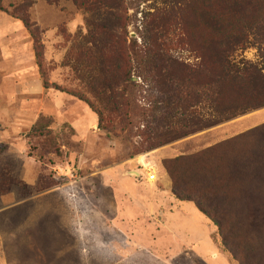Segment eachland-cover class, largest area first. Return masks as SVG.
<instances>
[{"label":"rangeland","instance_id":"1","mask_svg":"<svg viewBox=\"0 0 264 264\" xmlns=\"http://www.w3.org/2000/svg\"><path fill=\"white\" fill-rule=\"evenodd\" d=\"M233 1L182 0L179 11L171 0H0V45L11 47L8 58L0 49V85L7 79L11 87L0 100L11 110V145H0V165L17 172L6 173L4 187L30 171L36 185L29 186V196L59 189L58 195L88 211L94 207L85 195L92 194L95 179L127 178L148 154L158 175L141 185L144 203L167 179L174 194L165 167L171 161L182 194L194 196L208 180L228 181V193L218 191L209 205L230 200V216L240 220L238 240L225 247L218 227L205 218V237L216 255L210 260L192 251L175 264H243V236L249 235L262 243L248 261L264 263V49L255 45L264 24L250 28L264 19V0H249L253 6L239 0V8ZM222 36L245 43L230 51L233 67L207 70L205 58L215 54L209 43ZM161 59L176 63L175 78L163 80L149 68ZM212 108L235 118L220 121ZM8 127L2 119L0 133ZM243 133L248 135L225 144ZM215 144V157L195 161ZM92 195L101 211L113 208L107 194ZM50 204L54 208L55 200ZM63 204L70 205L65 198ZM158 227L160 241H173Z\"/></svg>","mask_w":264,"mask_h":264},{"label":"crops","instance_id":"2","mask_svg":"<svg viewBox=\"0 0 264 264\" xmlns=\"http://www.w3.org/2000/svg\"><path fill=\"white\" fill-rule=\"evenodd\" d=\"M0 49L3 57H11L10 46L3 44ZM7 82L6 79L0 85V100L11 95ZM1 103L0 121L5 120L9 127L0 133V145H11L8 142L11 110L4 109ZM127 174L130 176L118 180H94L96 185L90 192L99 198L106 194L111 197L109 202L113 208L109 212L91 204L89 197L93 198V195L90 193V196L85 195L90 203L87 206L94 207L88 210L90 213L76 200L58 195L59 189L20 200L14 199L15 192L0 195V264H175L176 257L192 251L205 259L210 257V260L216 255V250L211 247V237H205L207 217L193 202L181 201L172 194L170 179L153 192L152 202L146 204L141 191L147 190L141 185L149 181L140 177V171L136 169ZM30 176L27 171L23 181L35 186L36 180ZM155 196L161 200H156ZM63 198L70 205L65 207ZM38 199L45 204L37 206ZM53 199L54 208L50 204ZM165 200L172 203L167 205ZM49 217L53 218L52 223H49ZM159 224L162 232H167L173 241H160ZM114 235L116 237L112 238ZM201 238L205 239L199 241ZM193 241L195 246L190 244Z\"/></svg>","mask_w":264,"mask_h":264},{"label":"trees","instance_id":"3","mask_svg":"<svg viewBox=\"0 0 264 264\" xmlns=\"http://www.w3.org/2000/svg\"><path fill=\"white\" fill-rule=\"evenodd\" d=\"M172 5L170 6L173 10H179L180 11V5L182 3V0H171ZM242 1L235 0L233 1V5L237 8L241 7L243 4ZM248 6H253L252 1H247ZM257 6V4H254V7ZM253 7V8H254ZM216 20V19H214ZM217 30L219 29L221 23L219 21H216L215 23H212ZM264 24V19L252 25L251 30H258L261 28V25ZM249 28V29H250ZM222 29V27H221ZM262 33H259V35L256 36L255 38V45L258 47L259 50L262 51V48L264 49V26L261 28ZM245 43V39L241 37H226L222 36L218 39H215L209 43V47L213 49V54L212 58H205L207 61H205L204 65L207 70L216 68L219 69L221 67H225L226 69L229 67H233L232 63L230 62V51L233 50L235 46H238L240 44ZM263 55V60H262V65L260 67V71L263 72L264 74V52L262 53ZM179 66V65H178ZM176 63L173 61L167 62L165 64L164 60H160L159 63L156 61L155 63L152 62L150 65V69H155L159 78L165 80L169 79L168 77H173L175 78V74L173 72V69L176 68ZM168 68V69H166ZM170 80V79H169ZM184 79L182 78L181 81ZM185 80L188 81L187 77ZM132 81V79L130 80ZM132 84H134L132 82ZM215 85L214 81H210V84H207V87L211 88ZM219 93V92H218ZM214 103L218 106L217 102L214 101ZM215 108H212V111H214ZM227 112L226 111H218L216 110V114L221 117L220 121H226V120H232L235 118L234 115H225ZM184 113V112H183ZM246 114V113H243ZM248 135V133H243L237 136V138H233L232 140L230 139L229 142H225V144L232 143L237 141L240 138H245ZM224 144V143H223ZM222 145V143H221ZM216 148H219L218 144H215L214 146H210L201 153H197L195 155V161L197 162H203L207 163L211 158L215 157L216 154ZM180 158L178 157L173 161H179ZM171 161L165 162V167L170 174V176L173 178V192L174 195L181 201H190L195 204L197 209L205 215L207 218H209L219 229V233L221 236V243L223 246L228 247H234L233 242L238 240V230L239 229V224L240 220L238 217H232L230 216L229 210H230V200L227 201H214L213 204L209 205V200L216 198L217 195H220L217 193L220 191L221 193H228V188L230 187V184L228 181H224L223 183H220L223 181V179L218 182H213L211 180H208L207 183L204 184V186H200L202 189H197L196 193H194V196L191 197L190 193L187 192L186 190H182L184 192L183 194L181 193V190L178 188L179 185L177 181L174 179V170L170 164ZM9 169V170H8ZM7 171V172H6ZM6 173H16V170L12 167L10 164H6L4 166L0 165V195L4 194H9L12 192H17L18 190L21 192L20 196L21 198H24L26 196H29V190L31 188L29 185H27L20 177L18 178L15 176L10 180V184L5 188V184L3 182L5 181L4 178L6 176ZM214 200V199H213ZM261 240L262 238L259 236H250L246 237L243 236V249H242V255L244 258V263L243 264H250L248 261L247 257H253L255 253H257L259 247L261 246ZM255 264H264L260 260L255 259L254 260Z\"/></svg>","mask_w":264,"mask_h":264},{"label":"built area","instance_id":"4","mask_svg":"<svg viewBox=\"0 0 264 264\" xmlns=\"http://www.w3.org/2000/svg\"><path fill=\"white\" fill-rule=\"evenodd\" d=\"M141 158L138 160V164L140 166V177H143L142 171H144L146 179L149 182L156 181L158 175V165L154 160V157H149L148 154H145L144 156H141Z\"/></svg>","mask_w":264,"mask_h":264}]
</instances>
